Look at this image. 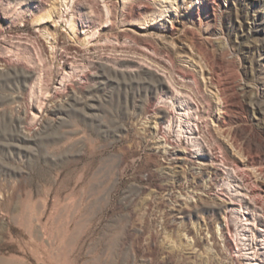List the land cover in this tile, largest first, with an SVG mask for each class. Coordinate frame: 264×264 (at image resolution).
Listing matches in <instances>:
<instances>
[{
	"label": "rangeland",
	"instance_id": "1",
	"mask_svg": "<svg viewBox=\"0 0 264 264\" xmlns=\"http://www.w3.org/2000/svg\"><path fill=\"white\" fill-rule=\"evenodd\" d=\"M0 264H264V0H0Z\"/></svg>",
	"mask_w": 264,
	"mask_h": 264
}]
</instances>
